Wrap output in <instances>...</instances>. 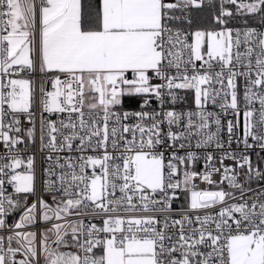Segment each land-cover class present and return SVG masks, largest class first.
<instances>
[{"label":"snow or ice","instance_id":"obj_1","mask_svg":"<svg viewBox=\"0 0 264 264\" xmlns=\"http://www.w3.org/2000/svg\"><path fill=\"white\" fill-rule=\"evenodd\" d=\"M237 16L264 0H0V264H264V31Z\"/></svg>","mask_w":264,"mask_h":264},{"label":"built area","instance_id":"obj_2","mask_svg":"<svg viewBox=\"0 0 264 264\" xmlns=\"http://www.w3.org/2000/svg\"><path fill=\"white\" fill-rule=\"evenodd\" d=\"M246 26L255 27L258 30L264 31L263 27L257 26V25L235 26L233 28H244ZM41 79H45L46 80V77H40L37 74V76L34 78L35 89H36L35 97H36V110H37L36 111L37 128L39 126V116H40V113H39V98H40L39 88H40ZM237 83H238V88L240 90V94L242 96V93H243V80L242 79H238ZM45 87H47L48 90H51V85L50 84L46 83ZM155 106H156V104H155V102H153V107H155ZM191 106H192V101H191V96H189L187 104H184L183 102H181L176 107L179 110L181 108H185L186 109L187 107H191ZM133 107H135V105H133ZM256 107L257 108L259 107L258 103L256 104ZM209 110L216 111V112L220 111V109L218 107L213 108L212 106H209ZM45 115H47V114H45ZM232 118L233 117L231 115H228L227 117H222V119H224V120L232 119ZM242 127H243V121L241 119L240 134H242ZM213 130H214V128H213ZM222 135H223V138L226 141V139H227L226 129L222 133ZM225 146L227 147V144ZM236 147H237V145H236L235 141H233L232 148L236 149ZM32 153H35L36 158H37V180H38V183H39V180L41 179V176H42V169H43V167L47 166L46 162L42 160V155H46V153H44V154L40 153V151H39V142L38 141H37V144L35 146L29 145V150L27 152L23 153V155L26 156V155H29V154H32ZM249 155L251 156V159L253 161V165L254 166L258 165L261 169H264V160H261V157H264V152H262L261 149H259V147H255L254 149L249 150ZM226 163H231V161H226ZM217 166H219L218 162H217ZM213 178H214V180H216L218 182L220 180V175L217 174ZM242 179H243V177L241 176V180ZM197 183L199 184V187L201 189L207 187V185H205V184H202V183H199V182H197ZM256 186H257V182L253 181L252 187H256ZM224 187H227L226 183H225ZM8 190L11 191L10 186H9ZM177 203H180V202L178 201Z\"/></svg>","mask_w":264,"mask_h":264},{"label":"trees","instance_id":"obj_3","mask_svg":"<svg viewBox=\"0 0 264 264\" xmlns=\"http://www.w3.org/2000/svg\"><path fill=\"white\" fill-rule=\"evenodd\" d=\"M230 7L234 8V6H230ZM200 16L203 17L201 23L204 26H210V24L208 23L211 19V15H210L209 11L207 9H205L202 13H200ZM245 19L248 21L247 25H257V26H261L264 28V25H262L261 17H259V16H255V17H239V16H237L236 19L234 21H232L229 26L230 27L245 26V24H244ZM23 127H25V128L28 127V125H27V123H25V121L23 123Z\"/></svg>","mask_w":264,"mask_h":264},{"label":"crops","instance_id":"obj_4","mask_svg":"<svg viewBox=\"0 0 264 264\" xmlns=\"http://www.w3.org/2000/svg\"><path fill=\"white\" fill-rule=\"evenodd\" d=\"M25 121V123H27V121L26 120H24Z\"/></svg>","mask_w":264,"mask_h":264},{"label":"rangeland","instance_id":"obj_5","mask_svg":"<svg viewBox=\"0 0 264 264\" xmlns=\"http://www.w3.org/2000/svg\"><path fill=\"white\" fill-rule=\"evenodd\" d=\"M233 10H235V6H234Z\"/></svg>","mask_w":264,"mask_h":264}]
</instances>
